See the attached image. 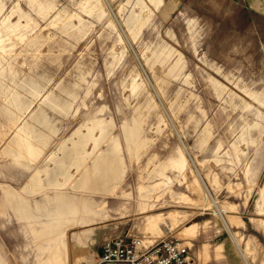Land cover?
I'll list each match as a JSON object with an SVG mask.
<instances>
[{
  "label": "rangeland",
  "instance_id": "374dc122",
  "mask_svg": "<svg viewBox=\"0 0 264 264\" xmlns=\"http://www.w3.org/2000/svg\"><path fill=\"white\" fill-rule=\"evenodd\" d=\"M115 168L111 192L70 186ZM37 169L45 189L22 193ZM46 195L81 215L63 224L65 264H96L118 235L184 241L192 264H264V0H0V264H48Z\"/></svg>",
  "mask_w": 264,
  "mask_h": 264
},
{
  "label": "bare ground",
  "instance_id": "6f19581e",
  "mask_svg": "<svg viewBox=\"0 0 264 264\" xmlns=\"http://www.w3.org/2000/svg\"><path fill=\"white\" fill-rule=\"evenodd\" d=\"M20 40H23V38L20 37ZM17 146H18V150H19V155L17 157H24V158L26 156L34 157V154L36 153V149L29 143V141L24 140V139H20L17 142ZM26 159H28V158H26ZM18 161H20V160H18ZM21 162H22V160H21ZM22 163H24L26 166H29V163H27V162L26 163L22 162ZM96 168H97V166H96ZM97 171H98V169H97ZM39 172H40L39 169H37L34 173L32 172V174L27 179L26 183L21 188V192L22 193L27 194V193H35V192H39V191L42 192V190L45 189L43 184H42V180L39 178L40 176H38ZM122 173H123V170H121L120 168H115L113 171H111L106 176L87 177L86 175H84L83 177H81V180H80V182L77 185H71L72 182H70V186L72 187V189L74 188L76 190L79 189V188H82V189L92 190L93 192H100V193L106 194L108 192H111L106 187V185L109 184V185H112L113 188H116L118 186V184L120 183V181H121V177H122L121 174ZM48 185L55 186V187L59 188V187H61L62 184H58L57 183L55 185H52V183H49ZM202 185H200V186H202ZM195 187H192V188L195 191V197H196L197 203H201L199 201H202V203H201L202 207L208 206L211 203L212 200L208 199L204 195V192L206 190L199 191ZM19 197L21 198L20 199L21 201H20V204L17 203L16 210L19 212V210L21 208L26 216H30L29 215L30 213H29V210H28L29 209L28 208V200L24 196H19ZM46 197H47V200L45 199L46 202H47V203L45 202L46 205H47V208H45L46 209V214H47V217L51 221L48 224L43 225V228H41V230H40V234L38 236H36V237L40 238L39 242L40 241L44 242L47 245L46 248H45V251L42 253V256H44L46 258L48 264H65L64 263V255H65L66 245L64 243L65 240H63V238H62L63 237V232H64L63 224L67 223L70 226H74V225L78 224L79 221L81 220V215L77 214V216H75L77 218H75L72 223L68 222V216L78 212L77 211V205L74 202L73 198H71V197H62V195L58 196L57 199L52 198V197H50L48 195H46ZM77 198H81L82 199L80 201V206H82L83 211L85 212V214L93 216L94 219L97 216H99V212L96 211V209H95L96 207L94 206V204L91 201L93 199H91L90 197L86 198L83 195H81V196L79 195V197H77ZM43 199H44V197H43ZM45 203H43V205ZM192 203H193V201H192ZM104 204H105V202L101 203V205H100L101 209H103V205ZM48 206H51V210H48ZM198 206H199V204H198ZM150 207H152V206H150ZM148 208H149V204L146 205L144 203L143 205L140 206L141 210H145L146 211V209H148ZM36 209L37 210L40 209L38 207V205L36 206ZM162 223H163V219L162 218H160V217L151 218L150 217V218H148V220L146 222V231L151 232L152 235L154 233H159V231L161 232V225H163ZM196 227H197L196 224H193V225H191L188 228L185 227L186 229H184V231H182V235L184 237H187V238H190V236L192 237L195 234V232H196V229H197ZM142 240L145 243L151 242V241L147 242L144 239H142ZM182 242H184V241H182ZM184 243L187 244L186 242H184ZM74 257L77 258V255H75Z\"/></svg>",
  "mask_w": 264,
  "mask_h": 264
},
{
  "label": "built area",
  "instance_id": "2783aa9c",
  "mask_svg": "<svg viewBox=\"0 0 264 264\" xmlns=\"http://www.w3.org/2000/svg\"><path fill=\"white\" fill-rule=\"evenodd\" d=\"M96 264H192L190 248L178 239L160 238L145 243L141 237L105 238Z\"/></svg>",
  "mask_w": 264,
  "mask_h": 264
}]
</instances>
